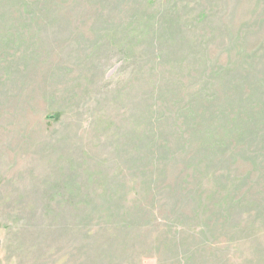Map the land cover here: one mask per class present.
Instances as JSON below:
<instances>
[{"label": "rangeland", "instance_id": "obj_1", "mask_svg": "<svg viewBox=\"0 0 264 264\" xmlns=\"http://www.w3.org/2000/svg\"><path fill=\"white\" fill-rule=\"evenodd\" d=\"M36 1L30 15L19 12L23 0H0V264H264V0L214 1L221 15L212 3L206 15L194 9L204 16L194 32L168 30L174 35L157 43V60L140 41L129 63L121 61L127 27L153 22L155 6L140 17L138 1L130 13L99 0H27ZM188 66L189 75L181 72ZM159 71L162 122L175 120L184 95L203 85L221 95L230 89V113L248 116L235 120L246 134L226 143L236 156L214 149L196 154L209 160L202 164L186 151L165 160L164 180L185 185L167 205L151 203L146 190L134 197L143 153L124 134L133 109L154 101L148 73ZM230 177L231 195H246L240 208L230 209ZM117 193L127 194L128 217L118 214ZM165 211L179 212L182 223Z\"/></svg>", "mask_w": 264, "mask_h": 264}, {"label": "trees", "instance_id": "obj_2", "mask_svg": "<svg viewBox=\"0 0 264 264\" xmlns=\"http://www.w3.org/2000/svg\"><path fill=\"white\" fill-rule=\"evenodd\" d=\"M99 1H102L103 3L111 2L115 5H118L120 3L123 4V6H121L122 8H119L121 9L120 11L122 13L124 11H126L127 13H130V10L133 11L131 7L134 6V2L138 1V3H144V5L141 7L143 10L140 17L145 15V12L150 8V6H155L154 11L156 13L154 14L156 15L151 18V21L153 22L150 23V18H148V20L143 23V26L139 28L131 27V24H129V27H127V33L122 38L121 42V45L123 44V50L125 54L124 57L121 58V61H123L124 63H129L128 60L137 58V43L140 41H149L150 47L153 48L152 54L154 56V59H161L159 57L162 52L157 47V43L161 41H170L172 39L174 34L169 33L168 30H173V28H176V30L185 31L187 33L194 32L195 28L197 27L196 23H198L200 19L204 16L200 14L196 15L197 11H192L194 9H203L206 15L205 10L211 3L219 6V4L214 2L217 0ZM228 2L229 0H220V5L224 7V4H228ZM37 5L38 1L31 3L27 2V0H23L21 6H19V12L33 15L31 11L34 10ZM101 10L102 8L100 6V11ZM183 10H189L191 13L185 14ZM226 10L229 13L227 15V19L222 18L221 22L224 27V23L228 25L229 22L227 20L230 18L229 8L226 7ZM97 11L100 12L99 10H96V12ZM210 11L212 12V14L221 13L219 12L220 6L218 10H216L218 12H214L213 10ZM2 18L3 16L0 14V20ZM133 18L134 15H131L129 20ZM212 25L213 23H211L209 27ZM161 30L166 33L168 32V37L162 38V34L160 33ZM211 31L212 30H210L208 34H205V41L210 39V36L213 32ZM150 33L152 35L151 39H149V36H147L150 35ZM114 39V37L106 38L107 44L113 47L116 41ZM183 43L184 42L182 41L178 44H173L170 46L180 47ZM156 51L159 52L158 55H155ZM0 55L2 54L0 53ZM153 63L157 64L158 62L153 61ZM193 69V66H188L187 71L185 67H183L181 72L185 70L189 75V73H191ZM143 73L145 75L147 72L143 71ZM161 73V71L156 73L158 75H151L150 73H148L151 78H154V80H152L153 83H151L152 88H154V101H151L152 103L150 105H145L143 107L137 108L141 109L142 112L137 109H133V111L135 112L132 115V124L129 127V130L124 134L129 137L125 138V140L128 142L130 141V139L131 141H134V149L140 152L142 151L143 153V155L141 156L143 157V159L138 160V165L135 168V174L133 176L134 183L137 184V187H131L133 192L135 193L134 197L136 198L137 193L141 192V190H146V192H148V195H151V203H160L162 205H167L168 202L166 200L172 199L177 194L175 187L181 186L182 188V186L185 185L180 180L178 183H176L175 181L174 183L167 182V179L164 180V178L166 177L165 160H169L170 163L173 161L174 163V159L177 156L176 153L186 151V154L192 153V155L187 156V161L198 159V162L202 164L203 160H206L208 162L209 160L207 158L202 159V155H199V158L196 154L202 152L214 153V149L221 155H226V153L228 152L229 154L231 153V156H236V153H234L232 149H230L229 151L228 145L226 143L229 142L230 145H232L235 138L242 137L243 134H246V125L236 126L235 120L244 118L248 120V116L245 114V116L242 115L239 117L230 113V94H228L230 92V89L225 91L227 95H221L217 92L211 93L209 88H206V85H203L194 86L187 94L184 95V98H182L181 100L182 102L185 99L187 100L186 106H183V108H181L176 113L175 120L169 121L173 119L172 117L167 120L165 119V121L162 122L160 118L156 116L155 109H157L158 106L156 105V103H154L156 101L155 92H159V89H161L160 85H163V83L165 82V77ZM218 75L219 72H217V76ZM212 78L215 82L216 79L214 77ZM199 105H203L204 107H200ZM194 107H196L197 110L194 109ZM168 121L169 123H167ZM171 142H173L172 145H170ZM118 143L121 144L123 147H127V145H129V143H127L126 145L123 139ZM116 151H120V147ZM208 162L205 163V166L209 168L210 163ZM70 165H72L70 166L72 169L73 162H71ZM213 180L216 181L215 178H213ZM225 183L221 186L218 183L217 186L223 188L225 186ZM233 186L234 183L232 182V178L230 177V209L240 208L244 206L243 204L246 203V195L241 198H235L233 195H231V189ZM221 188H219L218 191H220ZM117 195L119 197L117 201H120L122 203L118 204L117 206L118 214L120 215V218L128 217L130 208L126 206V204L128 205L126 199L127 194L117 193ZM108 197H110V195H108ZM134 201L137 202L138 199H134ZM219 202V207H227L229 205V203L224 202V200H220ZM74 211L78 213L82 212L83 210L76 207ZM98 211L101 212L100 209H98ZM108 211L109 209L107 208L106 213H108ZM179 212H176L175 214L165 211L164 214L166 217H168L171 223L175 222V220L172 218L174 215L176 221L181 224L182 220L179 215ZM125 223V219H120V227L123 226ZM125 229L126 228H124L123 230ZM180 231V229H177V233L175 234L174 238L179 235ZM175 246L178 250V243H176Z\"/></svg>", "mask_w": 264, "mask_h": 264}, {"label": "water", "instance_id": "obj_3", "mask_svg": "<svg viewBox=\"0 0 264 264\" xmlns=\"http://www.w3.org/2000/svg\"><path fill=\"white\" fill-rule=\"evenodd\" d=\"M115 68H116V66H115ZM115 68H114V69H115Z\"/></svg>", "mask_w": 264, "mask_h": 264}]
</instances>
